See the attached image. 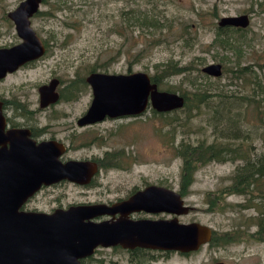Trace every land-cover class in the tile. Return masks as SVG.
<instances>
[{
    "label": "rangeland",
    "instance_id": "rangeland-1",
    "mask_svg": "<svg viewBox=\"0 0 264 264\" xmlns=\"http://www.w3.org/2000/svg\"><path fill=\"white\" fill-rule=\"evenodd\" d=\"M19 1L0 0V17L7 18L5 13ZM244 12L250 16L247 29L241 34L229 29L224 34L237 46V59L234 49L222 48L215 42L216 21L221 16ZM29 21L45 50L37 61H30L19 71L18 82L9 90L17 103L28 99V105L36 108V87L50 78L60 79L62 94L71 95L74 86L76 95L54 107H65L72 119L90 102V88L82 77L92 68L105 73L144 72L150 76L170 61L188 68L158 81L159 90L193 98L191 93L200 87L209 95L198 108L188 103L189 109L166 113L165 120L147 106L135 118L98 122L94 127L105 139L87 148L85 154L118 152L121 156L116 160L124 168L100 171L89 188H48L39 195L41 208L56 205L47 200L58 192L65 193L58 197L66 203L124 196L143 182L177 191L180 161L174 157L172 146L181 139L207 144L219 140L220 131L227 130L239 137L228 141L242 142V148L252 155L264 153V0H42ZM1 26L9 28L7 24ZM9 32L11 36L2 43L21 41L12 27ZM212 62L221 64L219 77L200 71ZM231 70L244 74L235 77L237 74L233 76ZM29 91L32 93L28 97ZM240 163L241 160L211 161L197 168L187 193L181 196L187 209L175 216L178 222L198 223L207 233L211 229L218 235L228 232L236 239L218 246L204 244L188 254L97 248L85 263L264 264V242L249 236L255 226L248 227L247 218L256 212L242 207L246 196L232 193L218 200L212 197L229 183Z\"/></svg>",
    "mask_w": 264,
    "mask_h": 264
},
{
    "label": "water",
    "instance_id": "water-1",
    "mask_svg": "<svg viewBox=\"0 0 264 264\" xmlns=\"http://www.w3.org/2000/svg\"><path fill=\"white\" fill-rule=\"evenodd\" d=\"M40 3L41 0H21L7 13L21 41L0 49V75L44 53L42 41L29 21ZM247 23L246 15L223 16L218 22L219 26L239 27H245ZM201 72L218 77L221 65H204ZM84 81L90 88L91 99L77 121L80 125L98 122L105 117L140 114L147 106L157 113H165L180 109L184 104L180 94L159 90L144 72L91 71ZM56 84L57 79L51 78L48 84L38 87L41 107L57 100ZM21 143L23 149L28 151L27 145L32 150V153L28 151L29 154L23 153L20 157L21 167L29 166L27 174H0V264H81L80 260L98 246L119 245L129 249L141 247L185 253L207 240V231L197 223L177 221L175 216L187 209L180 195L173 189L154 184L136 191L117 205H75L51 213L19 210L26 197L41 184L48 185L63 178L83 184L94 170L89 162H78L85 170L83 174H72L74 172L70 171H75V163L61 164L58 161L62 147L54 141L33 145L21 138ZM133 211L164 212L172 217H124ZM116 212L120 213L119 218L92 221L95 216H112Z\"/></svg>",
    "mask_w": 264,
    "mask_h": 264
},
{
    "label": "flooded vegetation",
    "instance_id": "flooded-vegetation-1",
    "mask_svg": "<svg viewBox=\"0 0 264 264\" xmlns=\"http://www.w3.org/2000/svg\"><path fill=\"white\" fill-rule=\"evenodd\" d=\"M213 1H215V0H213ZM10 11L11 10H9L5 13L7 18H4L3 16L0 17V49L11 47V46L16 45L20 42V41H16V42L10 41L9 44L2 43V41H4V39H7L9 36H11L10 32H9L11 27L14 29L13 22L7 16V13ZM239 15H246L247 16L248 23L245 27L229 26V25L228 26L227 25L219 26L218 22L221 19V17H223V16H221L216 21V28H215L216 33L217 34L219 33V34H221V36H224L226 30L233 29L237 33L241 34V32L244 29H247V27L249 25V21H250V16L246 12L236 14V15H229V16H239ZM3 24H7L9 26V28L1 26ZM223 38H226V37H223ZM227 40L230 41L229 37H227ZM42 44H43L44 50H45V44L43 43V41H42ZM42 55H44V54H42ZM37 59L32 60V61H37ZM29 62L30 61L18 66L14 70L5 71V72H3L2 75H0V174H27V168H29V166L25 165L26 168L23 169L21 167V164H20V163H22V160L20 159V157L23 153L25 155L29 154V152L32 153V150L27 145H26V147H27L29 152L25 148L24 149L22 148L21 138L24 141H26V143L32 142L33 145L38 144L40 142H48V141H54V142L60 144L62 147V150H61L60 154L58 155V161L61 164L71 163V162L75 163L74 164L75 168H76L75 171H70V172H74L72 174H83V170H85V169H81V166L78 164V162H89L90 164H92L94 166V170L90 173L91 175L89 176L88 180L83 184L76 183V182L71 181L67 178L60 179L57 182H54V183H51L48 185L41 184L40 187L36 191H34L31 195L26 197V199L21 203V205L19 206L18 209L21 211H39V212H44V213H51L55 209H66L70 206H75V205H92V204H105L107 206L117 205L120 202H123L124 200L128 199L129 196H131L136 191L141 190L145 186L150 185V183L143 182L142 186L140 188H133L124 196L113 197L112 199H101L99 201H93V202H89V201L69 202L68 201L66 203H63L60 201L59 197L65 193L58 192V193L54 194V197L52 196L49 200H47L48 202L54 201L56 203V205L51 206L50 208H47V209L41 208L39 206L38 198H39V195L42 192H44V190H47L48 188H51L53 186H59V185L63 186V188H66L67 185H70L72 187H77V188H89V187H91L92 184H94V176H96L100 171L107 170L111 166L108 167L106 164V158L109 157V155H107V152H105V151H103V152L101 151V153L99 155H95V154L91 155L90 154L89 156H87L85 154V150H87V148H89L93 145H96V144H102L101 141L105 139V136L102 135L100 132H98L99 130H97L96 127H94L100 121L80 125L77 123V121L85 113L86 108L84 110L80 111L79 113H77L78 115L74 116L71 119L70 117H68V113L66 112L67 109L65 107H59V108L54 107V105L56 103H60V102L66 103V102H69L70 98L75 97L76 94L73 95V92L76 89L74 86L71 87L72 91H73L72 94L71 95L68 94L67 96H64L62 94L63 93L62 89H64V86L62 89H61V87L59 88V83H61L62 80L57 79V84L55 85V88H54V91L57 93V100L53 103H50V104H48L46 106H42V107L39 105V94H38L37 89L39 86L45 85V84H40L39 86L36 87L37 104H38L36 106V108L35 107L31 108L28 105V102H29L28 99L26 102H24V101H22L23 99L21 98L22 100H17V101H19V103L15 102L13 100L12 96L9 93V90L15 86L16 82H18L19 71H21L23 68H26L27 67L26 64L30 65L32 63V62L31 63H29ZM212 63H214V62H212ZM208 64H210V63H208ZM218 64H220V63H218ZM200 71H201V68H200ZM201 73H203V72H201ZM231 73L234 76V75H236L237 72H235V71L233 72L231 70ZM203 74H205V73H203ZM205 75L212 77L211 75H207V74H205ZM49 80L47 81L46 84H48ZM79 91L80 90H78L77 92H79ZM31 93L32 92L29 91V93H28L29 95H27V96L29 97ZM21 104H23L25 106H22ZM138 115L139 114L128 115V116L126 115V116H119V117H115V118L105 117L103 120H116V119L127 118V117L128 118L129 117L135 118ZM103 120H101V122ZM60 128H61V130L59 131ZM81 151H83V152H81ZM111 154L113 156H115L114 153H111ZM31 160H30V162H31ZM111 168L123 169L124 167L122 165H120L119 167L113 166ZM263 181L264 180L259 181L260 186H261V183H263ZM154 185L162 186L159 184H154ZM163 187H165V186H163ZM259 195L261 196L262 194H259ZM256 200H257V202H259L258 203L259 207L261 209L262 208L264 209V202H261L260 198H258V199L256 198ZM150 215H152L154 218L150 217ZM165 216H172V215H169V214L164 213V212L147 213L144 211H133V212L126 214L124 217H127L129 219H140V218L160 219V218H165ZM119 217H120V213L116 212L112 216L111 215H105V214L95 216L92 218V221L99 222L102 220L116 219ZM194 223H196V222H194ZM243 225L246 227V224H240L239 226H243ZM252 226H255V225H251L250 223H248V227H252ZM254 232H255V230L251 234H249V236L251 239L256 240ZM231 237H233V238H231ZM228 239H231V241H232L233 239H236V236H231V234L229 235L228 232H225L222 235H218V234H215L214 230L211 229L208 231L207 240H205L204 242H201L196 249L189 251V252L198 251L200 249V247L203 246L204 244L209 245V246H218L220 243H223V242L227 241ZM257 241H259V240H257ZM112 247H120L122 249L127 250L128 252H139V251L140 252H146V253L147 252L148 253L149 252H155L158 255H162L166 252H168V253L175 252V253H180V254H188L189 253V252H185V253L179 252V251H175V250H162V249L141 248V247H134V248L129 249V248H123L119 245L112 246ZM97 248H108V247L98 246V247L94 248L93 252ZM93 252L91 254H89L88 256L83 257L80 260V263L86 264L85 262L91 257ZM154 256H156V255H154ZM218 264H220V262Z\"/></svg>",
    "mask_w": 264,
    "mask_h": 264
},
{
    "label": "trees",
    "instance_id": "trees-1",
    "mask_svg": "<svg viewBox=\"0 0 264 264\" xmlns=\"http://www.w3.org/2000/svg\"><path fill=\"white\" fill-rule=\"evenodd\" d=\"M223 37L224 36H221V34L216 33L215 42L218 41V44L223 48L234 49L236 58L238 59L239 50L237 46L233 45L234 43ZM156 67L158 68V65ZM187 68L188 67L186 66H179L174 61L166 62L165 64L159 66V73L156 72L155 75H150L149 78L151 82L157 83L164 77L179 75L185 72ZM241 70H243V68ZM241 70L236 73L237 76L235 77L243 76L244 72H241ZM91 71H94V69L92 68ZM83 78L84 76L82 77V81L84 82ZM84 84L86 83L84 82ZM195 90L196 92L191 93L193 98H190L186 94H181L184 99L182 108L185 107L186 109H189L191 105L198 108L199 104L203 103L205 98L209 97L205 89H201L199 87ZM188 103H191V105L188 106ZM155 113L157 116L164 119L166 113L169 112ZM164 125H168V122H164ZM217 138H219V140L212 141L207 144H192L181 139L176 143V145L172 146L174 157L180 161L177 192L180 196L187 193V187L192 183L193 175L197 168L211 161L221 162L224 160H241L242 163L236 165L233 170L232 175L229 178V183L215 192L212 197L213 199L218 200L219 197L221 198L224 195L232 193L245 195L246 199L244 204H242V207L244 205L245 208H253L256 212L254 216L248 217L247 221H249L251 225H255L254 234L256 240L264 242V209L259 207V202L256 200V198H260L261 202H264V181L261 183V186L259 183V180H264V153L252 155L249 151L244 150V147L242 148V142L233 144L231 141L238 139V134H230L227 130L220 131L219 137ZM227 139H230L231 141H228ZM171 143H173V140H171ZM120 156L121 154L118 152H115V156L109 154V157L106 158L107 166L119 167L121 164L117 162L116 159ZM259 194L262 195L260 196ZM210 203H212V200ZM227 241H231V239H228Z\"/></svg>",
    "mask_w": 264,
    "mask_h": 264
},
{
    "label": "bare ground",
    "instance_id": "bare-ground-1",
    "mask_svg": "<svg viewBox=\"0 0 264 264\" xmlns=\"http://www.w3.org/2000/svg\"><path fill=\"white\" fill-rule=\"evenodd\" d=\"M42 1V0H41ZM40 38V37H39ZM41 40V39H40ZM148 108V107H147Z\"/></svg>",
    "mask_w": 264,
    "mask_h": 264
}]
</instances>
